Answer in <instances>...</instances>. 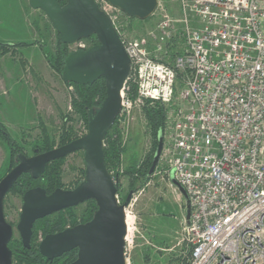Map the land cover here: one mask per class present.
Wrapping results in <instances>:
<instances>
[{"label":"built area","instance_id":"2783aa9c","mask_svg":"<svg viewBox=\"0 0 264 264\" xmlns=\"http://www.w3.org/2000/svg\"><path fill=\"white\" fill-rule=\"evenodd\" d=\"M180 1L151 50L120 40L142 97L168 104L181 82L166 176L189 202L187 264H264V0ZM175 45L171 65L150 58Z\"/></svg>","mask_w":264,"mask_h":264},{"label":"rangeland","instance_id":"374dc122","mask_svg":"<svg viewBox=\"0 0 264 264\" xmlns=\"http://www.w3.org/2000/svg\"><path fill=\"white\" fill-rule=\"evenodd\" d=\"M95 2L113 19L123 42L137 41L147 51L153 48L159 36L157 27L162 17L167 15L178 19L180 16V0H158L156 10L144 21L126 18L104 0ZM0 42L13 46L6 54H0V124L23 147L24 154L33 156L32 148L42 140V128L48 136L55 138L57 144L63 123L72 126L77 136L85 135L86 128L70 105L72 88L66 86L49 65V55L54 54L57 34L45 14L30 8L29 0H0ZM90 45L88 38L70 45L69 50H86ZM179 51H182V47L175 45L171 52L176 54ZM171 52L165 55L152 52L150 58L171 65L174 59ZM141 83L131 67L122 92L124 107L115 124L122 152L118 165L111 172L119 185V204L125 202L128 194V170L138 171L141 166H150L157 147L156 138L142 112L145 102L164 106L166 119L156 168L148 181L132 194L129 206L125 209L129 228L125 243L126 264H184L188 262L189 251L182 240V228L189 212L178 187L171 184L166 176L174 110L181 82L180 79L176 80L172 101L168 104L142 97L139 94ZM131 86L136 88L134 97L130 96ZM57 144L54 148L58 147ZM82 157V152H75L65 157L59 165L61 189L71 190L80 180ZM10 167L9 149L0 138V179ZM21 206L22 196L9 192L4 199L3 213L6 222L13 228L15 241L20 239L16 225ZM84 211V204L71 208L77 225ZM49 217L46 220L48 224L52 223ZM42 238L43 233L38 230L35 244H40Z\"/></svg>","mask_w":264,"mask_h":264},{"label":"water","instance_id":"95a60500","mask_svg":"<svg viewBox=\"0 0 264 264\" xmlns=\"http://www.w3.org/2000/svg\"><path fill=\"white\" fill-rule=\"evenodd\" d=\"M127 17L144 21L156 10L158 0H105ZM33 10L45 14L52 28L64 45H73L94 36L97 45L86 50H76L65 59L61 78L65 85H91L99 79L105 82V98L98 111L90 110L86 134L50 151L27 157L16 155L17 164L0 179V264H12L8 243L13 228L3 213L4 199L23 174L37 179L48 163L63 159L75 152H82L83 180L71 190L55 189L47 195L41 187L30 189L22 196L16 231L24 248L30 247L33 224L45 217L68 208H74L91 200L96 205L91 220L72 228L45 236L38 247L47 260L61 257L77 250L71 264H126L125 239L127 236L125 209L132 194L124 203L117 200L115 183L104 163L103 142L121 112V93L130 71V60L108 16L94 0H65L60 6L57 0H29ZM162 132L157 135V147L153 155L150 174L158 163L162 150ZM174 171L169 181L178 187L186 200L183 188L175 181Z\"/></svg>","mask_w":264,"mask_h":264},{"label":"trees","instance_id":"16d2710c","mask_svg":"<svg viewBox=\"0 0 264 264\" xmlns=\"http://www.w3.org/2000/svg\"><path fill=\"white\" fill-rule=\"evenodd\" d=\"M60 6L65 4V0H57ZM126 16V15H125ZM126 18L130 19V17ZM133 19V18H131ZM136 20V19H134ZM91 45L95 46L98 44L96 38L94 36L89 38ZM21 46V44H18ZM10 48H13L11 44L1 43L0 42V54H6ZM169 50L168 52H171ZM71 51L69 50L68 45H64L59 41V37L57 35V42L55 45V50L53 55H49V65L52 67L54 71H56L60 77L62 75V70L64 66V62L66 57ZM171 56H174L175 53H170ZM47 55V54H46ZM62 79V78H61ZM69 88H72L73 92L71 94V102L70 105L75 113L79 116V119L83 122L84 127L87 126V117L88 112L90 110L98 111L104 98H105V82L101 78L95 81L91 85L86 86H78L75 84L67 85ZM136 88L135 86H131V97L135 96ZM134 95V96H133ZM143 115L147 122L148 127L151 130V133L156 138L158 132H163V127L166 119V109L164 106L155 103L150 104V102L146 101L144 107L142 109ZM65 119V118H63ZM118 119V118H117ZM115 120L114 124L108 131L104 142H103V151H104V163L107 171L111 175L113 182L115 183V187L117 189V195L119 193V185L116 182V178L112 175V170L116 168L119 163V158L122 152L120 148V135L117 129L115 128V124L117 122ZM42 140L38 142L34 148H32V153H44L52 150L56 146L55 138L48 136L45 129H41ZM0 138L4 141L6 146L9 149L11 156V169L17 164L16 155L24 154L23 147L18 145L6 132L4 127L0 124ZM79 138L77 136L70 125L62 124L61 132L57 139V146H63L75 139ZM36 153V154H37ZM25 155V154H24ZM64 159V158H63ZM63 159L56 160L54 162L48 163L45 166V170L43 174H41L37 179H33L31 174H23L12 186L10 189V193H18L21 196L30 189L41 187L47 193V195L51 194L55 189L61 188L60 181L58 178V170L59 165L62 163ZM153 159V158H152ZM152 165V161L150 166H141L140 170H128L127 174L129 177V186H128V194H133L136 189L145 184L149 175H151L150 168ZM9 169L8 172L11 170ZM83 171H80V180L74 185L72 189L79 185V183L83 180ZM127 194V196H128ZM126 196V197H127ZM124 199V198H123ZM126 200V198H125ZM124 200V201H125ZM4 205V204H3ZM85 211L81 216V221L79 224H85L89 222L96 211V205L93 201L89 200L84 203ZM52 218V223H47L48 217L40 219L33 224L32 227V236L30 241V247L24 248L21 240H14L13 237L8 243V248L12 253V264H71L75 261L77 256V250H72L68 253L63 254L59 258H55L53 260H47L42 257L39 253L38 247L39 244H35V237L38 230H41L43 233V238L47 235L56 234L63 230H65L68 226L69 228L77 226L76 217L71 212V208L60 211L55 215H51L49 219ZM46 221V222H45ZM78 224V225H79ZM42 238V239H43ZM184 264H187L184 262Z\"/></svg>","mask_w":264,"mask_h":264},{"label":"bare ground","instance_id":"6f19581e","mask_svg":"<svg viewBox=\"0 0 264 264\" xmlns=\"http://www.w3.org/2000/svg\"><path fill=\"white\" fill-rule=\"evenodd\" d=\"M126 227H127V234H128V230H129V228H128V220H127V215H126ZM126 240H127V238H126Z\"/></svg>","mask_w":264,"mask_h":264},{"label":"flooded vegetation","instance_id":"af4514ba","mask_svg":"<svg viewBox=\"0 0 264 264\" xmlns=\"http://www.w3.org/2000/svg\"><path fill=\"white\" fill-rule=\"evenodd\" d=\"M33 155H35V154H33ZM26 156V155H25ZM28 157V156H27Z\"/></svg>","mask_w":264,"mask_h":264}]
</instances>
